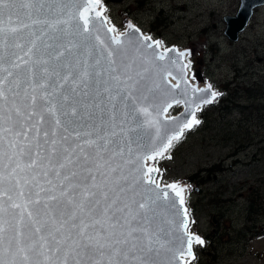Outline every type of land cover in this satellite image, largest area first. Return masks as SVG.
Returning a JSON list of instances; mask_svg holds the SVG:
<instances>
[{"label":"snow or ice","instance_id":"6c2138e0","mask_svg":"<svg viewBox=\"0 0 264 264\" xmlns=\"http://www.w3.org/2000/svg\"><path fill=\"white\" fill-rule=\"evenodd\" d=\"M101 3L0 0V264H160L165 252L186 264L204 243L184 187H161L147 164L200 123V104L167 115L181 103L159 63L172 50L131 23L102 37ZM189 88L203 104L218 95Z\"/></svg>","mask_w":264,"mask_h":264},{"label":"rangeland","instance_id":"374dc122","mask_svg":"<svg viewBox=\"0 0 264 264\" xmlns=\"http://www.w3.org/2000/svg\"><path fill=\"white\" fill-rule=\"evenodd\" d=\"M238 4L102 0L99 6L107 27L119 34L131 23L161 41L160 51L182 53L186 77L218 93L196 112L200 123L153 161L158 183L184 187L188 230L204 241L193 243L195 258L187 264H264V6L231 42L222 17L233 16ZM226 99L227 108L219 110ZM181 107H172L170 116Z\"/></svg>","mask_w":264,"mask_h":264},{"label":"water","instance_id":"95a60500","mask_svg":"<svg viewBox=\"0 0 264 264\" xmlns=\"http://www.w3.org/2000/svg\"><path fill=\"white\" fill-rule=\"evenodd\" d=\"M110 1L113 3H119L122 0H110ZM262 6H264V0H239V4L235 14L233 16L226 15L222 17V21L224 22L223 35L227 38V40L231 42L237 41L238 35L244 30L250 17L252 16L253 10ZM96 26L100 28V34L102 37L107 38V35H112L105 33L104 29L107 28L106 24L101 26L97 23ZM128 31H130V29L126 28V30L123 33ZM136 35H140V33H136ZM168 49H171L172 51H168L165 60L159 63H161L166 69V72L164 73V75L166 76V79H164V84L168 85V87L171 88L172 84L169 83L167 80V77H171L175 81V84L179 83L180 85L179 89H171L169 95V102H171V97L175 96L176 99H181L180 104L182 105V107L179 112L169 117L175 118L176 122H181L187 118H190V111H191L189 107L185 105L183 100L195 99L196 103L200 104V108H201L203 106L208 105L202 103V98L208 96L209 94L199 93L196 97H192L191 89L189 88L187 95L186 96L182 95L185 89V81H187V84L192 87H196V86L194 84H191L188 78L186 77L184 62L181 58L180 53L176 52L173 48H168ZM154 50L156 52H164L156 48L155 45H154ZM146 51L150 53L153 51V49H148ZM167 72H171L172 75L167 76L166 75ZM169 127L171 129L174 127V125L170 123ZM176 235H179V233H176ZM185 247H186V243H185ZM172 256H173L172 252H165L162 253L161 256L157 257V260L160 262V264H169L170 261L171 264H180L179 261L172 260Z\"/></svg>","mask_w":264,"mask_h":264},{"label":"bare ground","instance_id":"6f19581e","mask_svg":"<svg viewBox=\"0 0 264 264\" xmlns=\"http://www.w3.org/2000/svg\"><path fill=\"white\" fill-rule=\"evenodd\" d=\"M97 10H100V8L98 7V9ZM117 34V33H116ZM159 50H161L160 48H159ZM182 54V53H181ZM180 54V55H181ZM183 58V57H182ZM186 64H185V62H184V66H185ZM186 68V67H185ZM167 80H168V82L169 83H171L172 85H174L175 84V81L171 78V77H167ZM191 82V81H190ZM192 83V82H191ZM193 84V83H192ZM197 86V85H196ZM198 88H204L203 86H197ZM176 105H180L181 106V104H173V106L172 107H174V106H176ZM171 107V108H172ZM171 108H169V110H168V112H167V115L168 116H170V114H169V112H170V109ZM186 130V129H185ZM147 164H148V166H153L154 167V164H153V161H151V160H149V161H147ZM161 185V184H160ZM161 187H164V185H161ZM195 235H197V234H195ZM195 243V242H194ZM193 246V245H192ZM193 259V257L192 256H185L184 257V261L186 262V264H187V262L188 261H190V260H192Z\"/></svg>","mask_w":264,"mask_h":264},{"label":"trees","instance_id":"16d2710c","mask_svg":"<svg viewBox=\"0 0 264 264\" xmlns=\"http://www.w3.org/2000/svg\"><path fill=\"white\" fill-rule=\"evenodd\" d=\"M228 102V100L226 99L225 101H224V103H222L220 106H219V110H225L226 108H227V105H226V103ZM220 104V103H219ZM210 105V104H209ZM196 118L199 120V115H197L196 114ZM169 150L170 149H168V151L166 152V155L169 153Z\"/></svg>","mask_w":264,"mask_h":264}]
</instances>
